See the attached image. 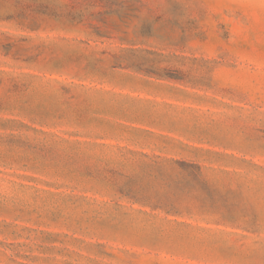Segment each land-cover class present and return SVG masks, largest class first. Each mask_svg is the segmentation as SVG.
<instances>
[{
    "label": "rangeland",
    "instance_id": "1",
    "mask_svg": "<svg viewBox=\"0 0 264 264\" xmlns=\"http://www.w3.org/2000/svg\"><path fill=\"white\" fill-rule=\"evenodd\" d=\"M0 264H264V0H0Z\"/></svg>",
    "mask_w": 264,
    "mask_h": 264
}]
</instances>
